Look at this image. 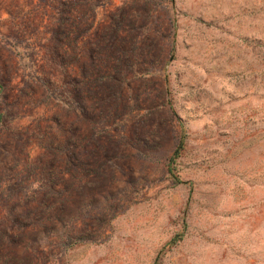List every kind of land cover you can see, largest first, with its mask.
Segmentation results:
<instances>
[{
  "label": "rangeland",
  "instance_id": "obj_1",
  "mask_svg": "<svg viewBox=\"0 0 264 264\" xmlns=\"http://www.w3.org/2000/svg\"><path fill=\"white\" fill-rule=\"evenodd\" d=\"M0 264H264V0H0Z\"/></svg>",
  "mask_w": 264,
  "mask_h": 264
}]
</instances>
